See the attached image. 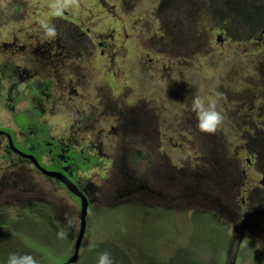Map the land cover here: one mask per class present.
I'll return each mask as SVG.
<instances>
[{"label":"rangeland","instance_id":"rangeland-1","mask_svg":"<svg viewBox=\"0 0 264 264\" xmlns=\"http://www.w3.org/2000/svg\"><path fill=\"white\" fill-rule=\"evenodd\" d=\"M115 1L79 0L78 7L62 17H52L51 0H0L2 70L4 65L20 60V54L13 47L8 49L3 45H14L15 39L28 42L32 35L37 36L39 42L44 39L40 36L41 19L59 26L60 33L62 26H67L64 21H71L83 31L89 30L91 38L101 33L100 42L108 43L102 56L96 50L90 56L82 55L73 60L76 72L81 76L84 100L67 96L53 101L55 110H49L46 100L40 96L41 105L48 111L40 113V109H35L32 116L26 117H34L53 133L56 128L66 130V119H75L79 124L80 115L92 114L93 123L87 127L90 130L82 133L79 139L86 151L90 142L100 144L102 150L97 157L100 166H93L81 176L103 190L111 191L108 185L111 174L124 170L123 161H128L127 172L141 181L150 178L146 176L153 169L176 167L190 171L196 166L202 167V158L207 160L213 156L218 161V165L213 164V169L216 168L213 180H221L220 175H223L228 179L226 185L231 188L228 196L234 197L235 202L238 197L244 198L247 207L241 206L239 217L232 219L222 206L205 207L190 194V189L181 190L180 198L167 190L161 192V198L156 196L141 201L138 196V205L119 204L114 200L109 206L95 208L98 203L94 202L80 250L81 258L76 264H97V254L104 251L111 253L117 264H230L232 261L234 264H264V215L248 205L252 192L264 190L261 185L264 163L262 160L257 163L251 160L250 165L246 163L253 143L243 140V129L234 125L227 115L235 104L238 106L243 102L245 95H252L258 101L257 105L264 106V78L261 80L259 73L260 65L264 64V36L261 40L256 33L249 36L242 25L232 28V21L216 12L220 0H196L193 5L196 34L198 37L200 33L204 37L211 35L209 47L207 41H202L204 37H199L196 54L181 50L182 60L176 61L174 53L172 56L158 41L161 34L159 19L152 16L153 8H157L162 0H137L132 3L129 13L123 12L129 0ZM211 1L213 9L208 10ZM254 3L264 5V0ZM162 11H166L164 6ZM159 17L162 21L166 18ZM185 29L186 25L182 28L183 33ZM222 30L227 34H220ZM218 35L223 42H217ZM148 59L151 61L149 77L138 87L130 72L135 63L140 65L139 61L146 63ZM101 62L115 65L114 70L108 68L109 74L113 72V76L107 75L110 79L101 73ZM162 66L169 70L162 72ZM24 87L25 84L19 83L11 97H19ZM213 90L223 94L218 110L225 120L212 135L223 139L227 154H223L221 141L217 139L219 145L211 151L208 149L212 148L210 135L199 132L197 127L193 130L186 126L195 117L190 110L193 96H209ZM171 92L177 96H172ZM4 93L0 97V122L4 127L17 130L12 121L14 113L2 108L8 104ZM21 99L16 104V112L29 114L31 111L26 109L32 105ZM138 101L140 106L147 103L150 109L153 124L149 141L123 122L119 123L116 116H107L110 112H125V108ZM108 103L116 104V107L105 113L103 105ZM183 112L192 118L185 117ZM11 159L12 164L1 161L0 165L6 171L20 164L26 167V163L18 158L12 156ZM32 181L37 194L22 201L0 203V264H7L10 253L31 254L39 264H61L77 238L78 204L66 194L53 191L52 185L40 175L35 174ZM214 181L210 184L208 179V183L202 185H207L209 193L218 197L221 191ZM152 184L149 183L150 188ZM66 213L76 217V226L69 231L66 240H60L56 234L64 225ZM91 244L96 247L90 251Z\"/></svg>","mask_w":264,"mask_h":264},{"label":"flooded vegetation","instance_id":"flooded-vegetation-1","mask_svg":"<svg viewBox=\"0 0 264 264\" xmlns=\"http://www.w3.org/2000/svg\"><path fill=\"white\" fill-rule=\"evenodd\" d=\"M117 1V0H116ZM115 1V2H116ZM137 0H129L126 2V6L123 9L124 13H129L132 9V3ZM220 0L217 3L216 12L220 13L221 17H226L229 22L232 21V28L236 26H243V30L251 34H255L259 40L264 36V5H256V0ZM196 0H162L157 5V8H153L152 16L155 20H158L160 24L161 34L158 36V41L162 44V48L168 50V53H174L175 60H182L181 50L192 51L196 54V48L198 45V39L203 38L204 35L200 33L199 37L196 34L197 23L194 10V4ZM213 2L208 6L209 9H213ZM163 6L166 11L163 10ZM108 9V8H106ZM168 9V10H167ZM172 10V11H170ZM211 10V15L213 14ZM219 15V14H218ZM219 15V16H220ZM159 16L166 17L167 22L161 20ZM172 19H170L169 17ZM63 21V20H62ZM66 27L62 26V32H59L58 37L53 41L40 39L32 35L28 42L22 43L21 39H15L14 45H3L4 48L10 49L11 47L20 54V60L18 63H8L3 66V70L0 67V97L5 94L6 107H2L14 113L12 115V121L17 130L4 127L0 122V164L1 161H8L12 164L11 157L18 158L26 163L24 165L14 167L12 170H5L0 165V203L5 201H22L29 198L32 195L37 194V187L32 181L35 174L45 178L48 183L52 185V190L66 194L79 206V225H80V200L78 193H80L87 201V216H86V230L89 224V212L94 202H97L98 207H106L114 200H118L119 204H131L138 205V196H141V201L144 198H154L158 196L161 198V192L164 190L172 191V195L175 198L181 197V190L190 189V194L194 196L197 201L204 203L205 207L214 209L216 206L224 207L226 214L229 218L237 219L240 215L241 206L247 207V203L244 198H239L238 201H234V197L228 196V191L231 189L223 175L217 181L213 180V173L215 174L216 168L213 169V164L218 165L217 159L213 156L207 160L201 159L202 167L196 166L194 170L184 171L183 169L176 167H168L162 170H151L150 177L145 180H135L130 173L127 172L128 161H123L122 166L124 170L111 174V180L109 181L108 190H103L98 186H95L91 181H87L81 174L91 169L93 166H100L97 163V157L100 156L102 147L99 143L90 142L87 145V151L85 147L81 146L82 133L90 130L88 124L92 122V114L90 116L80 115L79 124L75 119H66L62 126L65 125L66 130L62 131L60 128L54 129L51 133L47 125L41 124L35 120L32 116L36 110L40 109V113H46L48 110L41 105L40 96L46 100V105L49 106V110H55L53 101H60L65 97H81L79 101L84 98L82 95V84H80L81 76L76 72V65L73 64L74 59H79L82 55H92L93 52L98 50L100 56L103 55L104 49L108 47V43L105 41L100 42L102 35L94 34L93 38L90 36L89 30L83 31L77 24L71 21H64ZM186 25V31L182 28ZM57 29L59 26H56ZM150 27H147L149 29ZM240 32V30H239ZM220 34H227L226 30H222ZM42 36V34L40 35ZM112 38V35L109 36ZM211 35L202 39L203 42L207 41V47H209V41ZM217 42H223L221 35L216 38ZM196 44V46H195ZM165 51V50H164ZM137 59H134V61ZM134 64V70L130 72L136 78L138 87H140L146 79L149 77L150 63L139 61ZM148 63V68L146 67ZM101 73L109 74L108 68L114 70L115 65L112 62H106V64H99ZM162 72L169 70L168 67L162 66ZM261 80L264 78V64L260 65ZM105 77V76H103ZM109 77V76H107ZM110 79V77H109ZM14 81V82H12ZM4 82L8 85L4 84ZM25 84V89L18 94L19 97H11L13 91H17L18 84ZM78 84L77 88L75 85ZM172 96H173V92ZM176 95V94H174ZM177 96V95H176ZM28 100L32 105L29 114L22 112H16V104L22 99ZM252 95H245L243 102L234 105L227 115L230 117L232 123L239 128L243 129V140L248 143H253V147L250 146V156L246 159L247 164H251V160L255 163L262 160L264 163V106L257 105L256 98ZM84 100V99H83ZM256 104V105H255ZM116 107V104L108 103L103 105V110L109 112ZM150 109L147 108V103L140 106V103H136L134 106L125 108V112H110L107 116H116L119 123L123 122L124 125L129 126L137 134L145 136V140H150V129L153 124V120L150 116ZM14 111V112H13ZM183 115L189 116L187 112H183ZM19 116L24 117L21 119ZM191 117V116H189ZM192 118V117H191ZM180 120V119H179ZM178 120V121H179ZM192 123L186 124L188 128H194L197 125L196 117L192 118ZM222 142L223 139L220 136H209V141L212 144L211 151H214L215 147L219 145L216 140ZM154 140H151L153 142ZM207 141V140H206ZM223 154H227V150L224 148ZM106 157V156H102ZM224 157V156H223ZM220 159H223L220 157ZM36 162V164H35ZM234 162H238L234 158ZM204 164V165H203ZM209 167H208V165ZM236 167V166H235ZM202 169V172L200 170ZM31 170V173L28 172ZM44 170V171H43ZM168 170V172H164ZM9 171V172H8ZM8 172V173H7ZM47 172H50L48 174ZM34 174V176H32ZM208 179L210 184L215 182L217 189H220L218 197L210 194V188L207 187ZM213 180V181H212ZM153 182L151 188L149 183ZM225 182V183H224ZM76 187V191L72 192L68 186ZM261 185L264 186V172L261 180ZM202 186H205L203 189ZM142 191V192H140ZM147 192L151 194L148 195ZM200 192V193H198ZM35 193V194H34ZM32 194V195H31ZM239 194V193H238ZM63 195V194H62ZM200 196V197H198ZM236 205V206H235ZM249 208L259 210L264 215V190L252 192L248 199ZM78 236V235H77ZM84 236L86 234L84 233ZM84 236L77 252L76 260L81 258L80 250L83 245ZM77 239V238H76ZM67 259L61 264H76L77 261L69 263V260L75 255L74 245ZM80 262V261H79ZM230 264H234L233 261Z\"/></svg>","mask_w":264,"mask_h":264},{"label":"clouds","instance_id":"clouds-1","mask_svg":"<svg viewBox=\"0 0 264 264\" xmlns=\"http://www.w3.org/2000/svg\"><path fill=\"white\" fill-rule=\"evenodd\" d=\"M79 6V0H51L49 4L52 17H62L66 12ZM39 28L45 40H55L59 32L55 24L41 19ZM223 99V94L213 90L209 96L195 94L192 98L190 110L195 114L197 129L199 132L212 135L223 125L225 117L218 110V103ZM76 226V217L65 214L64 225L58 230L57 238L66 240L69 231ZM95 244L89 245V250H94ZM7 264H39V261L31 254L10 253ZM97 264H117L111 253L104 251L97 254Z\"/></svg>","mask_w":264,"mask_h":264},{"label":"water","instance_id":"water-1","mask_svg":"<svg viewBox=\"0 0 264 264\" xmlns=\"http://www.w3.org/2000/svg\"><path fill=\"white\" fill-rule=\"evenodd\" d=\"M35 164H36V162H35ZM47 173L50 174V172H47ZM68 187H69V189L72 192H75L77 190L76 187L73 186V185H72V187H70V186H68ZM78 196H79V200H80V204H81V208H80V225H79L78 236H77V239H76V242H75V245H74L75 255L73 256V258L71 260H69V263L76 260L77 252L79 250V246H80V244L82 242V238H83L85 230H86V216H87L88 204H87V201L85 200V198L80 193H78Z\"/></svg>","mask_w":264,"mask_h":264}]
</instances>
